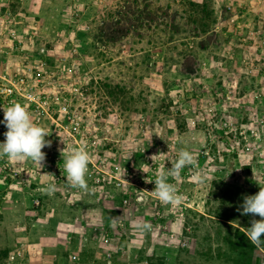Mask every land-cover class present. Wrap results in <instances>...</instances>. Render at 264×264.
Listing matches in <instances>:
<instances>
[{
  "label": "rangeland",
  "instance_id": "374dc122",
  "mask_svg": "<svg viewBox=\"0 0 264 264\" xmlns=\"http://www.w3.org/2000/svg\"><path fill=\"white\" fill-rule=\"evenodd\" d=\"M85 1L0 0V17L8 14L0 22L13 17L20 37L24 28L41 25L37 48L47 50V71H54L60 57L75 62L71 71L75 73L61 75L65 93L72 98L68 107L75 109L86 128L79 147L92 156L88 171L92 177L86 176V191L54 175L43 181V187L54 181L57 190L51 196L63 205L68 200L81 203L87 195L92 204L104 203L109 216L127 196L129 209L118 216L132 226L116 236L123 251L140 258L141 264H264V245L253 244L246 234L251 221L261 218L238 211L245 196L264 187L261 41L229 35L217 26L218 18L232 14L226 4L216 10L214 0H122L88 23L90 31L85 29ZM7 57L0 59L7 62L0 74L9 75L16 65L13 55ZM79 92L83 96L78 98ZM61 122L69 119L61 117ZM56 136L43 148V166L49 174L55 166V177L61 167L66 176L63 160L73 147ZM88 139L95 145L87 146ZM180 149L192 151L196 158L195 165L169 178L183 195L182 203L164 204L143 193L162 165L171 168ZM160 154L165 155L151 159ZM196 172L203 173L201 183L192 179ZM114 176L127 179L128 185L116 188ZM14 181L0 179L2 204L18 191L21 183ZM28 188L34 185L29 183ZM30 199L35 210L34 198ZM38 200L52 201L43 191ZM158 209L168 220L184 211L168 229L174 235L172 243L164 230L136 227L142 220L153 225ZM183 239L184 247L179 243Z\"/></svg>",
  "mask_w": 264,
  "mask_h": 264
},
{
  "label": "crops",
  "instance_id": "0c3cea01",
  "mask_svg": "<svg viewBox=\"0 0 264 264\" xmlns=\"http://www.w3.org/2000/svg\"><path fill=\"white\" fill-rule=\"evenodd\" d=\"M214 3H216L214 6L216 10L225 4L231 9L229 14L232 15L226 19L218 18L216 24L222 26L223 30L226 28L229 35L246 36L249 29L261 23L258 20L264 19V0H214ZM13 24L16 25V21H13ZM13 24L11 27L14 28L18 38L24 37L34 29H39V36L44 31L40 24L35 23L36 27L24 28V35L20 37ZM7 35L9 34L6 31L0 29V59L3 60L10 51V41ZM53 45L55 50V37H53ZM13 57H15L16 65H13L14 68L9 75L18 69L21 70L26 58L21 55H13ZM29 57L35 61L32 53ZM5 61H0V67L7 64ZM0 142H2L1 138ZM12 162L18 172L13 179L21 184L18 191H12L1 207L0 264H106L107 254L111 255L112 264H141L137 262L141 260L140 258L132 259L128 252L127 254L123 251L119 243L118 237L121 230L116 225L117 221H122L126 230L132 225L127 220L123 221L118 215L123 214V211H128L129 206L128 209H124L121 201L120 207H115L114 216H109L104 212L107 211L104 203L92 204L91 198L87 195L83 196L81 203L68 200V203L63 205L57 200L58 197L54 199V196H50L52 201L46 200L44 204H41L38 197L44 188L43 181H47L49 177L52 178V176L45 175L50 172H46L43 166L42 169L38 168L41 170L40 173L35 174L34 170L30 171L34 162H29V160ZM46 164L51 165L52 160L46 159ZM25 180H29V183L34 185V189L28 188L29 183H23ZM31 197L41 204L40 207L36 206L35 210L31 209ZM124 197L125 195L121 197V200ZM93 213L94 218L91 216ZM17 216L18 221H16ZM141 222L143 223V220ZM164 222H166L164 219L161 221L154 219L151 226L164 230L165 235L168 236L170 225L166 230L162 226ZM142 223L136 221V227ZM107 235L109 242L105 244L104 237ZM138 242L141 243V240ZM15 251L20 253L18 257L14 255ZM71 255H76L77 260L71 261ZM143 261H146V258Z\"/></svg>",
  "mask_w": 264,
  "mask_h": 264
},
{
  "label": "built area",
  "instance_id": "2783aa9c",
  "mask_svg": "<svg viewBox=\"0 0 264 264\" xmlns=\"http://www.w3.org/2000/svg\"><path fill=\"white\" fill-rule=\"evenodd\" d=\"M121 1L122 0L85 1V7H88V13L87 11L81 13L82 17H84L85 13H87V25H85V29L90 31L91 27L88 23H91L94 18L100 19V16L104 15V13L109 10V8H112V5L121 3ZM95 4H97L98 10L91 14L90 10L93 6H95ZM6 15L0 17V19H5ZM13 19V17H10L7 19V23L0 22V29H2L4 32L6 31L9 34L7 35L8 40L10 41V51L8 52V55H21L26 58L25 61H23V68L21 70H16L11 76L7 74H0V120L4 119L3 109H7V107L14 103H20L29 112L33 122L46 129L50 142H55V135H57L56 137L59 138L60 141L63 140L64 145H68V147L73 148L79 147V143L82 139V133L85 132L86 128L82 123V119L75 115V109L71 110V108L68 107L72 103V98L70 95L65 93V87L63 84L64 81H62L63 76L61 75V73H64L65 71L72 73L71 71L72 68L75 67V62L73 60L68 61L66 57H60L56 59L54 71H47L49 68L48 60L46 58L47 50L45 48H37V42L39 41V29H34L27 33L24 37L18 38L14 32V28L11 27L13 21L15 22ZM262 20L263 22L261 21V23H258L256 27L249 29L246 36L251 37L252 39H259L264 49V19ZM31 53L33 57H35V61L29 57V55L31 56ZM66 67H68V70L65 69ZM73 73H75V71H73ZM77 94L78 98L83 96V92H79ZM65 116H67V119H69L67 124H63L61 122V117ZM6 131V127L3 124H0V138L2 141L5 139L3 134ZM62 135L63 138H61ZM171 144H174V142ZM86 145L92 147L95 145V142L88 139ZM246 150H249V148H246ZM29 162L32 161L29 160ZM33 166L34 169L30 168V171L34 170L35 174H39L41 170L38 168H40V166L35 163ZM52 169L54 179L61 180L65 178V175L60 172L61 167L57 168L56 177L55 166ZM97 174L99 175V173ZM17 175L18 172L17 169L14 168L12 160L7 159L6 157H0V179H13ZM87 176L92 177V173L88 172ZM112 179V184L121 190H123L124 186L128 185L127 179H119L115 176L112 177ZM155 179V177L151 179V187L145 186L144 189H141L143 193L155 197L151 193V191L155 188V184L153 182ZM101 180H104V178L101 177ZM97 181H100V175L97 177ZM104 195L106 197V194ZM2 200L4 199L0 194V212ZM34 203L37 207L39 206L38 201H34ZM122 206L124 209L128 208L129 199L127 196L123 198ZM178 208L181 209V207ZM183 212L184 211H181L178 215H174L170 220H168L163 216V214L157 211L154 214L153 220L155 219L157 221H161L164 219L166 222H164L162 226L167 230L169 228L168 226L172 224L171 222H173V220L177 223L180 221V218H183ZM116 225L119 227L122 233L126 232L125 224L122 221H117ZM167 240L170 243L175 240L174 235L171 232L168 233ZM108 242L109 237L107 235L104 237V243L106 244ZM179 243L184 247L186 245V239H183ZM14 255L18 257L20 253L15 251ZM13 256L11 257L12 259ZM76 260V255H71V261L74 262ZM106 264H112L110 254L106 255Z\"/></svg>",
  "mask_w": 264,
  "mask_h": 264
},
{
  "label": "clouds",
  "instance_id": "9594fccd",
  "mask_svg": "<svg viewBox=\"0 0 264 264\" xmlns=\"http://www.w3.org/2000/svg\"><path fill=\"white\" fill-rule=\"evenodd\" d=\"M3 112L4 119L0 120V124H3L7 131L3 134L5 139L0 142V157L18 162L30 160L42 168L45 161V153L42 149L50 146V141L45 139L48 136L46 129L34 123L29 112L20 103L12 104L7 109H3ZM67 153L63 160L66 173L65 182L72 188L86 191L88 189L86 176L92 156L84 146L69 148ZM164 155H155L151 159ZM195 164L194 153L187 149H180L177 156L171 161V168L161 166L157 178L153 181L155 188L151 193L164 204L179 206L184 197L178 192L175 184L169 182V178L179 176L182 169ZM145 166L149 167L146 164ZM45 175L53 176L51 174ZM192 179L201 183L203 173L196 172ZM56 190L57 185L54 181L49 182L42 189L50 196ZM238 211L241 212V215L251 214L261 218L260 220L254 219L251 221L250 226L246 229V234L253 244L257 246L264 245V187H261L255 195L245 196ZM137 227L141 231H146L150 230L152 226L150 223L144 222L138 224Z\"/></svg>",
  "mask_w": 264,
  "mask_h": 264
}]
</instances>
